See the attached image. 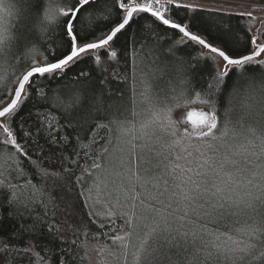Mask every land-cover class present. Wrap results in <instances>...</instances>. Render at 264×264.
Wrapping results in <instances>:
<instances>
[{"label": "snow or ice", "instance_id": "obj_1", "mask_svg": "<svg viewBox=\"0 0 264 264\" xmlns=\"http://www.w3.org/2000/svg\"><path fill=\"white\" fill-rule=\"evenodd\" d=\"M0 13L18 19L12 30L0 25V72L13 64L19 70L0 74V195L9 208L5 214L0 206V228L5 218L14 222L0 237V264H51L53 255L57 264H76L87 256L64 247L87 249V242L78 243L72 225L75 238L62 234L48 185L61 199L65 190L77 191L82 204L70 206L73 222L82 225L87 216L97 229L92 237L118 246L121 264H264V42L239 23L256 21L252 11L213 10L200 0H0ZM138 19L152 24L132 32ZM125 34L128 44L118 50ZM149 40L168 45L182 76L168 81L170 95L143 81L139 111L135 84L127 105L123 94L114 99L106 68L99 79L84 70L70 75L86 61L96 69L122 58L135 80ZM186 48L197 55L183 60L178 53ZM207 62L209 80L194 83ZM234 97L241 109L235 119ZM34 117L36 126L25 128ZM97 130L108 133L101 137L107 144L93 154ZM51 148L60 150L58 161L41 155ZM12 171L23 183H12ZM98 203L106 223L90 210ZM36 205L43 215L34 213ZM45 235L61 247L45 246Z\"/></svg>", "mask_w": 264, "mask_h": 264}, {"label": "trees", "instance_id": "obj_2", "mask_svg": "<svg viewBox=\"0 0 264 264\" xmlns=\"http://www.w3.org/2000/svg\"><path fill=\"white\" fill-rule=\"evenodd\" d=\"M260 2H264V0H258ZM211 9V8H209ZM217 10V9H213ZM223 11V10H220ZM232 12V11H229ZM238 13V12H234ZM8 17V23L7 28L12 30L18 25V19L15 14ZM98 23V22H97ZM230 23L233 26L237 25V19L236 17H232L230 20ZM239 23L241 25L243 24H249L251 27V35H255V32L253 31V22H249L246 20H240ZM152 24L151 20H145V19H138L136 20L132 26L131 31L132 32H138L141 28V26H144L145 29H147ZM264 33V20L262 22V27L259 31V39L264 42V36H261L260 34ZM126 35H122L118 41V50L123 49L127 44L128 41L126 39ZM145 35H147V32H145ZM169 36L172 35V33H168ZM53 39L56 40L55 43L52 41H49L52 43V47L56 48L58 41V37L53 35ZM244 42L243 36H241V43ZM146 48L144 53L141 56H138L137 58V64L139 65L140 69L143 68V66L147 69L149 74L152 75L151 79H142L140 77V80L138 79V76L136 74L135 80L132 79V68L130 63H125V60L122 58H118L116 61H113L111 63H107L102 61L101 65L97 67L96 69H93L92 64L90 61H86L84 63H81L74 67L71 70L70 75H74L75 73L84 70L91 72L93 74L94 79L100 78V72L101 69L106 68L107 73L105 75H108V84H107V90L110 91L113 94V98L115 99L120 94H123L124 103L127 105L129 102V98L131 96L132 87L133 84H135V91H136V99H137V110L139 109V99H138V89H141L142 81H147V83L151 84L153 91L159 92L160 89H163V95H170L169 92V85L168 81H172L173 85H175L178 80L181 78L182 74L176 70L174 65H176L177 61L173 59L170 55L167 53V44H164L162 46H156L153 45L152 42L149 40L146 42ZM206 51V50H205ZM189 53H191L193 56L197 55V52H195L191 48H186L182 52L178 53V56H180L183 60H188ZM39 59V57H37ZM16 71L17 74H19L18 66L13 64L11 67H8L4 69V72L7 73L9 78L12 75V72ZM144 73V72H143ZM211 73V62L202 63L198 70H196V79L194 83L198 82L200 85H203L206 80H209V76ZM113 76L116 78L113 79ZM14 83L9 82L8 87L13 88ZM55 87V85H53ZM2 87H0V91H2ZM197 106H204L199 104H193ZM233 105L235 108V111L232 114L233 119L238 117L241 114L240 109V99L239 97L233 98ZM206 107V106H205ZM38 122V118L34 117L31 120H28L25 124V128H28L31 130L36 126ZM108 133H106L103 130H97V143L93 145V154H98L99 151L106 146L107 141L106 139H102L101 137H106ZM88 141H85L87 143ZM43 143V141H41ZM14 151V150H12ZM43 157H51L52 160L58 161L61 158L60 150L57 148H51L46 149L45 152L41 154ZM71 155V153H69ZM34 160L38 159L37 156L32 157ZM21 160H23V166L25 167V170L32 174L33 169L31 166H29L28 161L21 157ZM81 164H85V161L82 159L80 161ZM91 161H88L85 166H90ZM42 166L47 167L48 161L45 159L42 161ZM79 174V173H77ZM11 175V181L12 183H23V178H18L17 173L15 171H12L10 173ZM33 182L39 184L40 181L33 177ZM46 191H49L53 197H56V203L59 205V207L56 209V216L55 220L56 223L60 225L62 229V234L65 236L66 239L69 241L73 238V231L74 228H79V233H77V236H79L78 243L80 239H86L87 242V249L83 247H76L75 245H64V247H71L72 254L74 256L78 257H84L85 251H87V256L83 259H77L76 264H92V259L103 245H112L110 240H107L102 234L100 235L99 239H94L91 235L92 232H96L97 229L94 225H91L87 216H84L83 219L85 221L82 225H77L73 222L71 217V207L72 205H79L82 204V201L78 198V193L75 189L71 191L65 190L63 192V199H61V193L58 191V189L52 187L51 185L46 186ZM6 195H0V206L3 207V212L6 214L9 211V208L7 206L3 205V201L6 200ZM94 213L98 214L94 216V219H96L97 223H106L104 213L106 211L105 205L100 206L99 208L93 207L90 209ZM34 213H39L41 215L44 214L43 207L36 205L33 209ZM50 215V213H49ZM26 224L31 223V219H26L24 221ZM14 222L9 221L7 218L4 219L3 227L0 228V237H8L9 232L12 229V224ZM121 221L118 219L117 224H120ZM69 225H72V229L69 228ZM16 227H19V225H16ZM211 227V225H209ZM85 228L89 229V235L87 237H84L81 235ZM119 231V230H118ZM15 243V242H14ZM24 241H19V244L23 246ZM43 244L49 248H59L61 247L60 241L55 239H50L45 235L43 238ZM114 248L118 250L116 245H113ZM39 250V249H37ZM43 255V253H41ZM47 258V257H46ZM60 257L58 255L52 256V262L51 264H57V261ZM63 259L65 261H68L70 259L69 256H64ZM15 264V262H14ZM19 264H28V260L25 258L22 261H19ZM32 264H35V260L33 259ZM100 264H103V262H100ZM121 264V261L120 263Z\"/></svg>", "mask_w": 264, "mask_h": 264}, {"label": "rangeland", "instance_id": "obj_3", "mask_svg": "<svg viewBox=\"0 0 264 264\" xmlns=\"http://www.w3.org/2000/svg\"><path fill=\"white\" fill-rule=\"evenodd\" d=\"M200 3L207 8L211 9H217V10H223V11H232V12H238V13H246L248 11H252L253 15L257 18L256 21L253 22V31L255 32V35L258 37L257 42L260 43L262 42L259 39V31L260 28L262 27V22L264 20V2H260L258 0H200ZM0 16L3 17V19H0V25L3 27L7 28V23H8V17L6 13H0ZM145 73V79H151L152 75L149 74L147 69L143 66L142 69H140L139 65L137 64L136 68V74L138 76V79L140 80L141 73ZM3 72H0V74H3ZM142 78V77H141ZM144 78V77H143ZM141 89H138V99L140 100V93L144 90L145 88V83L142 81V84L140 85ZM15 87V85H14ZM13 87V89H14ZM145 106L139 103V110L144 108ZM193 108H207L205 106H197V105H192ZM184 110L181 109H176L175 112L173 113V118L177 119L179 117V114L183 112ZM195 118V117H194ZM139 190V189H138ZM104 206L103 203H98L95 205V207L99 208L100 206ZM107 246V250L101 252V248H105ZM118 248V246H116ZM99 251L95 253L93 259H92V264H100V262H103V264H119L120 259L117 258L119 255L118 250L113 247V245H103L101 246ZM111 253H116L117 255H112Z\"/></svg>", "mask_w": 264, "mask_h": 264}]
</instances>
